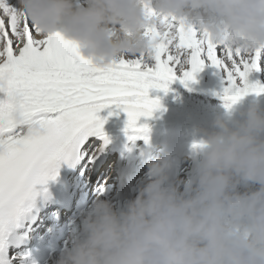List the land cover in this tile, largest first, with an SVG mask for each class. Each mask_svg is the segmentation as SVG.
<instances>
[{"label":"clouds","instance_id":"clouds-1","mask_svg":"<svg viewBox=\"0 0 264 264\" xmlns=\"http://www.w3.org/2000/svg\"><path fill=\"white\" fill-rule=\"evenodd\" d=\"M41 35L59 33L97 66L150 57L161 18L217 45L264 50V0H17ZM191 144L194 174L172 181L170 157L148 164L122 208L97 197L55 264H264V109L217 118ZM199 145L194 148L193 145Z\"/></svg>","mask_w":264,"mask_h":264},{"label":"snow or ice","instance_id":"snow-or-ice-1","mask_svg":"<svg viewBox=\"0 0 264 264\" xmlns=\"http://www.w3.org/2000/svg\"><path fill=\"white\" fill-rule=\"evenodd\" d=\"M18 12L0 0V264H8L11 239L61 164L87 155L93 136L109 143L100 111H123L128 140L147 143V125L139 121L160 108L149 93H167L175 82L196 83L205 67L220 78L221 91L214 94L226 110L246 95L264 94V86L249 82L264 63V50L245 54L217 45L208 33L175 18H161L163 32L146 30L150 57L101 67L61 34L41 35Z\"/></svg>","mask_w":264,"mask_h":264},{"label":"bare ground","instance_id":"bare-ground-1","mask_svg":"<svg viewBox=\"0 0 264 264\" xmlns=\"http://www.w3.org/2000/svg\"><path fill=\"white\" fill-rule=\"evenodd\" d=\"M264 67L261 66L259 72H253L249 75L250 83H259L264 86V79L262 77ZM197 82L189 84L187 87L175 82L171 85L170 90L167 93L162 91L153 90L149 93L150 98L160 100V108L156 111L158 118L150 122L154 125H147V134L154 135L157 139L161 138L163 134L174 129L173 120L180 117L181 112H191L190 120H194L195 124L186 128L181 129L183 134L188 135L189 145L193 142H198L203 137V132L214 131L213 124L217 118H229L239 119V113L245 111L247 107L255 102L264 109V94L255 95L249 94L244 96L237 104H235L230 110H226L223 106L222 101L214 93L221 91L220 78L215 75V70L210 67L205 69L197 76ZM107 110V109H104ZM102 110V111H104ZM100 111V112H102ZM116 121L114 123H119ZM184 122H180L183 125ZM118 130L115 132L117 139L123 140L126 143L127 151H139L141 149V143L131 142L127 138L125 132ZM106 136L107 131L104 132ZM138 141V140H137ZM110 142L104 145V142L93 136L89 140L87 155H82L80 159L84 162L88 168L86 176V185L88 189H93L97 184L100 175L105 171L104 168L94 178L95 174L91 169L93 165V159L97 154H105L108 152ZM100 151V153H98ZM108 164V163H107ZM94 195V193H92ZM102 199L111 202V198L102 197Z\"/></svg>","mask_w":264,"mask_h":264},{"label":"rangeland","instance_id":"rangeland-1","mask_svg":"<svg viewBox=\"0 0 264 264\" xmlns=\"http://www.w3.org/2000/svg\"><path fill=\"white\" fill-rule=\"evenodd\" d=\"M261 66L264 67V63H262ZM262 77H263V79H264V72H263Z\"/></svg>","mask_w":264,"mask_h":264}]
</instances>
